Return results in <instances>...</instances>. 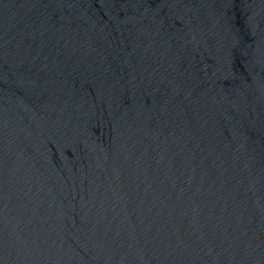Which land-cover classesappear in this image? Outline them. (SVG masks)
Instances as JSON below:
<instances>
[{
	"label": "water",
	"instance_id": "obj_1",
	"mask_svg": "<svg viewBox=\"0 0 264 264\" xmlns=\"http://www.w3.org/2000/svg\"><path fill=\"white\" fill-rule=\"evenodd\" d=\"M0 264H264V0H0Z\"/></svg>",
	"mask_w": 264,
	"mask_h": 264
}]
</instances>
